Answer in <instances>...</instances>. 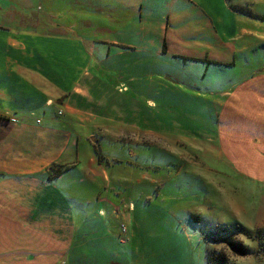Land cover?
Masks as SVG:
<instances>
[{
  "label": "rangeland",
  "instance_id": "1",
  "mask_svg": "<svg viewBox=\"0 0 264 264\" xmlns=\"http://www.w3.org/2000/svg\"><path fill=\"white\" fill-rule=\"evenodd\" d=\"M51 1L57 13L55 17L62 18L70 3L68 0ZM11 2L17 4V0ZM29 3V11L38 18L41 9L51 7L46 6L45 0H30ZM150 3L155 19L164 23L168 18L173 25V37L167 32L166 40L164 35L171 51L180 47L187 50L183 54L203 58L209 53L198 54L196 43H202V52H205L212 45L219 51L217 40L230 41L229 62L232 65H222L223 68L233 71L237 79L255 78V82L256 79L260 82L258 86L264 82V0H155ZM71 8L81 12L86 10L76 5ZM83 17L80 14L72 18L71 23ZM101 18H106L104 11L97 17ZM205 18L210 19L215 33L207 22L203 25ZM107 20V26L114 27L115 21ZM43 23L45 26V20ZM93 28L95 25L90 22V29ZM77 34L83 38L89 36L88 33ZM116 38L137 41V37L128 32L120 33ZM104 48L96 44V53L88 57V70L95 77L94 84L87 79L80 81L94 99L101 100L100 104L92 105L91 110L101 118L105 114L108 122L148 126L149 130L161 134H156L155 140L152 139L154 142L143 147L116 145L114 139H110L116 138L115 131L111 134L96 131L95 135L89 136L95 147L100 146L109 163L106 170L110 183L100 179L89 185V180L81 174L84 158L79 153L80 162L59 181V186H68L69 201L66 204L73 206L75 219L69 220L71 228L57 235L52 242L57 240L64 246L62 242L70 239L71 254L67 264H206L209 253H222L228 264H264V181L232 173L214 142L218 134L226 151L244 168L253 169L254 162L263 165L264 148L259 145L264 143V129L255 122L256 114L247 110L248 102L244 106L235 98L241 95L231 93L221 108L217 133V107L211 105L209 90L204 88L205 81L194 78V73L182 59L149 56L144 63L134 64L137 53L129 51L115 57L114 51L107 55ZM222 51L217 52L219 60L227 58L226 51ZM101 52L103 58L100 61ZM95 59H98L97 66L92 65ZM197 65L198 72H203L205 63ZM220 72L213 73V77L221 75ZM157 75L162 77L158 79ZM148 97L153 100L149 106L145 101ZM233 110L234 114L230 113ZM36 115L43 116L33 113L30 117ZM176 123L182 127H175ZM85 130L82 128L77 135L86 145ZM181 130L190 131L191 135L184 137ZM127 137L131 136L127 134ZM137 139L145 140L142 135ZM79 146L83 153L81 140ZM238 146L246 150L247 156L255 147L257 158L241 161L234 152ZM131 150L135 157L131 156ZM45 159L52 160L49 156ZM59 164H49V177L67 167ZM130 171L135 173L132 178L147 171L150 181L140 184L136 181L130 186L125 182L130 179ZM69 178L74 181L69 182ZM121 181L122 186H119ZM145 194H149L150 200H145ZM95 197L102 198L101 204L106 211L103 218L106 219H96L87 205L89 199ZM121 198L133 203L130 207L129 201L121 206L125 213L134 207L130 210L131 219H125L126 214L119 219L112 218L104 203H120ZM236 223L242 226H236ZM32 226L35 227L30 222L27 225L28 246L42 248V245L52 244L51 241H40ZM121 229L125 244L117 243L115 238ZM46 230L44 227L45 234ZM227 238L240 241L246 252L238 254L230 249L225 242ZM34 254L28 252L27 258L32 260Z\"/></svg>",
  "mask_w": 264,
  "mask_h": 264
},
{
  "label": "crops",
  "instance_id": "2",
  "mask_svg": "<svg viewBox=\"0 0 264 264\" xmlns=\"http://www.w3.org/2000/svg\"><path fill=\"white\" fill-rule=\"evenodd\" d=\"M151 1L155 0H68L70 5L63 11V17L58 19L55 17L57 13L51 0H45L46 6L51 7L41 9L39 18L29 11L30 0H17L15 5L11 0H0V14L3 18V22L0 23V264H67L71 254L70 239L62 242L64 246H60L57 240L52 242L58 238L57 235L69 230L71 228L69 220L75 219L73 206L66 204L68 186H59V181L80 162L79 153L84 158V169L81 174L89 180V185L100 179L110 183L106 167L99 164L94 155L93 142L89 136L95 135L96 131L108 134L115 131L116 138L110 136V139H114L113 143L116 145L143 147L145 144L153 143L156 134H161L149 130L148 126L142 128L114 120L108 122L105 114L101 118L91 110L92 105L100 104L101 100L98 97L94 99L80 81L87 79L93 84L95 77L86 71L78 76L77 70L80 68L79 65L84 63L88 66V57L96 53V44L104 46L107 55L114 51L115 57L129 51L137 53L132 62L134 64L144 63L149 56L154 58L164 56L170 60L182 59L184 65L189 66V70L194 73V78L205 81L203 87L209 90L211 105L217 107V133L220 128L218 118L221 108L231 93L240 94L241 97L236 95L235 98L244 106L246 105L244 103L248 102L247 110L256 114L255 122L260 123V127L264 129V82L258 86L260 84L258 79L256 82L255 78L241 80L234 76L233 71L221 68L222 72L219 71V65H232L229 62L230 41L216 42L217 44L219 42L221 51L222 49L226 51L227 58L221 60L217 57L220 50L216 51L214 45L202 52L204 46L202 43H196L198 54L207 52L213 55H204L203 58L183 54L187 50L180 47L171 51L166 41L168 39L166 33L173 37V25L168 18L164 23L155 19L156 16L151 12ZM75 5L86 10L75 11L71 8ZM102 11L105 12L106 18L97 19L102 16ZM80 14L84 16L83 19L71 23L72 18ZM107 18L115 21L114 27L107 26ZM90 22L95 28L90 29ZM206 22L215 33L210 19L205 18L203 25ZM25 26L29 28L23 29ZM24 30L32 32L27 34ZM124 32L136 36L137 41L123 39L119 41L117 35ZM77 33H88L89 36L83 38ZM71 34L73 35L70 37ZM102 58L101 52L98 59L101 61ZM98 59L94 60L93 66H97ZM190 59L193 61H189ZM199 62L205 63L201 73L198 72ZM218 72L222 74L216 79L213 73ZM161 77L157 75L158 79ZM145 101L148 106L153 104L149 97L145 98ZM233 106L236 108L235 104ZM234 111L230 113L234 114ZM33 113H42L43 116L30 117ZM174 126L182 127L180 123ZM82 128L87 129L84 136L86 145L77 135ZM127 134L131 137L128 138ZM181 134L184 137L191 135L190 131L186 130L184 132L181 130ZM139 135L145 140L138 141ZM149 137L151 141H147ZM80 140L83 153L79 146ZM214 142L220 157L232 173L256 177L259 182L264 181V160L261 157L259 158L262 159L263 165L254 162L253 169L244 168L240 163L237 164V159L229 154V151H226L218 134ZM259 146L264 148V143ZM235 149L234 152L241 161L257 158L255 147L248 156L244 148L238 146ZM130 154L132 157L136 156L132 150ZM48 156L52 160L47 161L45 158ZM51 163L65 164L67 167L63 168L60 174L49 177L47 167ZM134 174L130 171V179L125 180L130 186L136 181L138 184L150 181L147 171L137 173L132 178ZM69 179H71L69 182L74 181L72 178ZM119 186H122V181ZM144 197L145 200H150L149 194H145ZM101 200L102 198L95 197L87 202L96 219H106L103 218L106 211ZM126 200L121 198L120 203L104 202L112 218L119 219L122 214H126L125 219H131L130 210L134 207L127 213L121 207L129 201ZM128 204L129 207L133 205L131 201ZM29 222L34 224L35 227L32 226L34 235H37L40 241H51L52 244L42 245V248L28 246L26 235ZM44 227L47 228L46 234L43 231ZM122 235L120 232L115 238L117 243L125 244V236ZM30 251L35 253L32 260L27 258ZM67 251H70L69 254ZM28 260L31 262L28 263Z\"/></svg>",
  "mask_w": 264,
  "mask_h": 264
},
{
  "label": "trees",
  "instance_id": "3",
  "mask_svg": "<svg viewBox=\"0 0 264 264\" xmlns=\"http://www.w3.org/2000/svg\"><path fill=\"white\" fill-rule=\"evenodd\" d=\"M162 46L163 47L165 46L164 42L162 43ZM163 51H164V49H163ZM189 61H193V59H190ZM219 66H220L219 67V71H220V68L222 70H226V69L223 68V66H221V65H219ZM79 67L80 68H78V70H77V75L78 76L82 75L84 71L89 72L88 66H86L85 63L82 64V65H79ZM222 70H221V72H222ZM93 84H94V82H93ZM93 151H94V155H95L98 163L107 168V166H109V163H107V161H105L104 155L101 153L100 146L95 147L93 145ZM61 171H59L56 174H60ZM191 216H192V214H191ZM236 224L235 225L238 226L240 223H236ZM225 242H226V244H228L230 249H232L233 251H235L238 254H244L246 252L245 247L241 244L240 241H237V242L234 241L233 242L232 239L227 238V240ZM227 262H228L227 259L225 258V256H223L222 253H220V254L217 253L216 255H213V254L209 253V259L207 258L206 264H228Z\"/></svg>",
  "mask_w": 264,
  "mask_h": 264
},
{
  "label": "built area",
  "instance_id": "4",
  "mask_svg": "<svg viewBox=\"0 0 264 264\" xmlns=\"http://www.w3.org/2000/svg\"><path fill=\"white\" fill-rule=\"evenodd\" d=\"M11 120L14 121V122L17 121L16 119H11ZM121 232L123 233L122 229H121Z\"/></svg>",
  "mask_w": 264,
  "mask_h": 264
}]
</instances>
